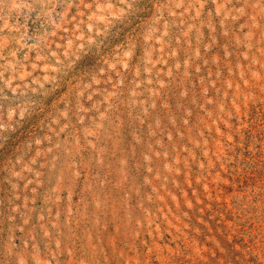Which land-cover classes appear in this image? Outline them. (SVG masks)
<instances>
[{"label":"rangeland","instance_id":"rangeland-1","mask_svg":"<svg viewBox=\"0 0 264 264\" xmlns=\"http://www.w3.org/2000/svg\"><path fill=\"white\" fill-rule=\"evenodd\" d=\"M0 264H264V0H0Z\"/></svg>","mask_w":264,"mask_h":264}]
</instances>
